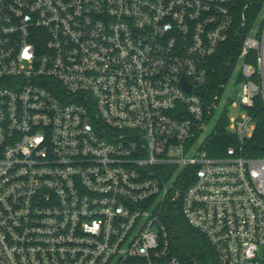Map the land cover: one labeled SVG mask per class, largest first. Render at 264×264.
Wrapping results in <instances>:
<instances>
[{"label": "built area", "instance_id": "obj_1", "mask_svg": "<svg viewBox=\"0 0 264 264\" xmlns=\"http://www.w3.org/2000/svg\"><path fill=\"white\" fill-rule=\"evenodd\" d=\"M236 0H0V264H184L180 203L218 264H264V27ZM242 40L226 156L196 145ZM192 87L188 91L184 86ZM217 125L219 121H216Z\"/></svg>", "mask_w": 264, "mask_h": 264}, {"label": "trees", "instance_id": "obj_2", "mask_svg": "<svg viewBox=\"0 0 264 264\" xmlns=\"http://www.w3.org/2000/svg\"><path fill=\"white\" fill-rule=\"evenodd\" d=\"M235 9L239 18L242 14L245 15L244 29L247 31L254 27L264 14V0H236ZM242 40L243 38L237 43L229 42L226 50L212 60L214 72L211 83L202 90L206 101L218 89V85L223 79V73L228 69L226 60L234 48L240 49ZM250 112L256 121V129L253 136L243 144L242 151L248 157H264V100L261 96L255 99V104L250 108ZM230 145H234V141L227 128L218 124L216 133L210 138L206 150L213 157H224ZM169 217L172 228V248L174 254L184 264H218V257L211 242L188 224L182 214L180 203L170 207Z\"/></svg>", "mask_w": 264, "mask_h": 264}, {"label": "rangeland", "instance_id": "obj_3", "mask_svg": "<svg viewBox=\"0 0 264 264\" xmlns=\"http://www.w3.org/2000/svg\"><path fill=\"white\" fill-rule=\"evenodd\" d=\"M263 27L264 14L257 21V24H255L253 28H255L254 31L256 30L257 33L260 34ZM242 62L243 60L240 59L237 61V65L234 68L225 70L226 74L224 71L223 78L226 75L227 79L219 92L220 100H218L217 105L212 112L213 115L205 119V124L203 125L204 131L200 133V137L196 141L197 146L201 143V141L203 142L205 139L212 137L216 133V121H219V124L224 125L228 132L234 133L235 130L229 126V120L238 118L240 115L248 113V110L245 107L241 106L240 104L235 106L232 103V100L236 99L234 98V92L238 87L239 66ZM236 100L240 103L239 99Z\"/></svg>", "mask_w": 264, "mask_h": 264}, {"label": "water", "instance_id": "obj_4", "mask_svg": "<svg viewBox=\"0 0 264 264\" xmlns=\"http://www.w3.org/2000/svg\"><path fill=\"white\" fill-rule=\"evenodd\" d=\"M184 86L186 87V89H187L188 91H191V89H192V87H191V86H189V85H186L185 83H184Z\"/></svg>", "mask_w": 264, "mask_h": 264}]
</instances>
